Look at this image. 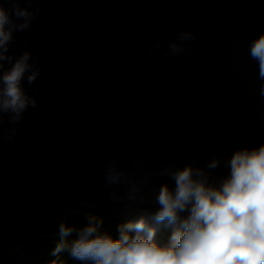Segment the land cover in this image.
I'll return each instance as SVG.
<instances>
[{
    "label": "water",
    "instance_id": "95a60500",
    "mask_svg": "<svg viewBox=\"0 0 264 264\" xmlns=\"http://www.w3.org/2000/svg\"><path fill=\"white\" fill-rule=\"evenodd\" d=\"M20 6L39 11L28 30L14 33L9 53L30 51L41 72L33 85L22 82L38 107L18 124L8 114L0 124V254L32 233L56 231L59 216L80 205L119 218L104 180L110 158L118 170L151 169L153 186L174 188L158 176L166 165L206 168L218 157L215 182L237 149L264 143V81L249 56L250 41L264 33V0ZM183 31L196 39L166 57Z\"/></svg>",
    "mask_w": 264,
    "mask_h": 264
},
{
    "label": "clouds",
    "instance_id": "9594fccd",
    "mask_svg": "<svg viewBox=\"0 0 264 264\" xmlns=\"http://www.w3.org/2000/svg\"><path fill=\"white\" fill-rule=\"evenodd\" d=\"M33 2L0 0V124L5 114L9 123L18 124L29 108L38 107L22 82H36L39 62L33 61L30 51L19 57L9 53L14 33L28 30L37 19L39 9L20 6ZM5 3L12 7L5 8ZM195 39L192 32L178 33L176 40L169 41L165 56L181 55L185 42ZM160 47L159 41L154 42L149 51ZM249 56L258 65V79L264 81V33L250 41ZM260 95L264 96V83ZM224 163L230 171L215 182H210V171L220 166L218 157L206 168L166 165L158 176L174 181V188L166 182L157 188L152 185L156 174L151 169L142 175L126 173L110 158L104 180L110 189L108 201L121 205L116 235L104 228V218L94 211L84 214L82 226L69 224L65 215L58 220L51 259L45 264H69V260L78 264H264V143L239 148ZM113 186L123 187L124 193L111 190ZM149 202L154 207H142Z\"/></svg>",
    "mask_w": 264,
    "mask_h": 264
},
{
    "label": "trees",
    "instance_id": "16d2710c",
    "mask_svg": "<svg viewBox=\"0 0 264 264\" xmlns=\"http://www.w3.org/2000/svg\"><path fill=\"white\" fill-rule=\"evenodd\" d=\"M78 209H72L67 217L69 224L82 226L84 221V214L94 211L96 214L104 218V228L115 236V225L118 223L119 218L100 212L92 207L86 205L78 206ZM64 214L60 215L58 220ZM74 237H70L72 239ZM56 240V231L49 232H35L27 236L23 241L13 247L11 251H6L0 254V264H45L51 259L49 253L54 246ZM69 264H78L69 260Z\"/></svg>",
    "mask_w": 264,
    "mask_h": 264
},
{
    "label": "rangeland",
    "instance_id": "374dc122",
    "mask_svg": "<svg viewBox=\"0 0 264 264\" xmlns=\"http://www.w3.org/2000/svg\"><path fill=\"white\" fill-rule=\"evenodd\" d=\"M79 207H75V208H73V209H78ZM72 210V209H71ZM69 212V211H68ZM68 212H66L63 216H62V218L65 216V215H67V217H68V215L70 214V213H68Z\"/></svg>",
    "mask_w": 264,
    "mask_h": 264
}]
</instances>
